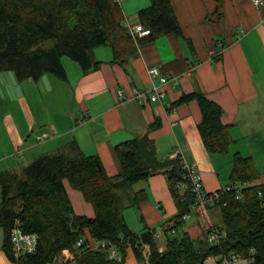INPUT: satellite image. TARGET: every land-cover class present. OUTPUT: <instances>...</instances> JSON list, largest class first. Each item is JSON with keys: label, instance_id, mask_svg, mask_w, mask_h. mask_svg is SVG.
Wrapping results in <instances>:
<instances>
[{"label": "crops", "instance_id": "crops-1", "mask_svg": "<svg viewBox=\"0 0 264 264\" xmlns=\"http://www.w3.org/2000/svg\"><path fill=\"white\" fill-rule=\"evenodd\" d=\"M117 1L122 20L131 24L139 22L138 11L149 4L130 0L123 9ZM169 2L180 35L138 37L136 53L122 64L113 62L109 47L101 46L92 53L98 67L86 74L75 62L62 60L65 80L43 74L37 81L19 82L13 72L0 71V172H18L24 159L68 151L75 144L82 153L96 155L106 173L114 176L120 172L115 147L146 135L160 159L178 155L200 172L206 190L220 189L215 159L206 152L197 130L198 103L177 104L183 95L200 91L222 109L221 122L229 127L233 141L229 152L253 159L260 174L248 185L261 187L264 194V4L221 0L217 15L216 0ZM153 67L167 78H177L176 84L164 86L166 96L159 103L146 96L152 85L148 70ZM63 186L75 214L93 217L80 192L66 180ZM132 190L145 191L146 200L124 211L127 225L137 235L150 232L162 251L166 236L177 230L166 234L177 214L168 180L154 175L135 183ZM203 215L195 211L182 221V233L193 241L202 238ZM83 237L95 245L88 231ZM144 249L141 246L143 264ZM115 257L123 264H138L130 248L116 249ZM0 264H14L4 251L1 227Z\"/></svg>", "mask_w": 264, "mask_h": 264}, {"label": "trees", "instance_id": "trees-1", "mask_svg": "<svg viewBox=\"0 0 264 264\" xmlns=\"http://www.w3.org/2000/svg\"><path fill=\"white\" fill-rule=\"evenodd\" d=\"M217 1L216 14L220 15ZM122 10L117 0H0V71H11L19 82L37 81L43 74L66 79L62 58L75 62L86 74L98 67L93 50L107 46L113 62L122 64L136 53L138 40L121 25ZM138 23L150 30L149 39L159 35H180V28L169 0H149L137 13ZM194 100L201 112L198 133L210 156H226L232 144L229 127L221 122L222 109L200 91L183 95L177 104ZM120 172L109 176L96 155L82 153L75 144L68 151L43 154L20 171L0 172V227L4 231V251L14 264H51L64 250L73 259L65 264H123L110 258L107 251L91 249L84 239L130 248L143 264H204L209 257L229 251L247 254L253 250V264H264V194L259 186H249L236 200L233 194L222 195L218 207L221 225L226 232L217 245H208L205 236L193 241L166 236L165 248L159 251L150 232L137 235L129 229L124 217L127 208L146 200L143 190L132 187L140 180L165 175L177 207L174 231L190 211L191 194L184 178L179 156L160 159L152 140L146 135L125 141L115 147ZM229 182L253 183L259 171L250 156L231 155ZM66 180L91 205L94 215H76L65 192ZM181 187L178 189V187ZM261 195H260V194ZM201 213V212H200ZM202 215V214H200ZM17 223L23 233L35 235V250L14 259L9 240ZM84 242L79 245L80 239Z\"/></svg>", "mask_w": 264, "mask_h": 264}, {"label": "built area", "instance_id": "built-area-1", "mask_svg": "<svg viewBox=\"0 0 264 264\" xmlns=\"http://www.w3.org/2000/svg\"><path fill=\"white\" fill-rule=\"evenodd\" d=\"M252 5L255 7H261L264 4V0H250ZM121 25L128 31L132 37H148L150 35V30L142 27L140 23L131 24L127 20L123 19ZM148 75L151 80V88L146 95L148 100L152 103L162 102L166 96V91L164 86L169 84H176L177 78H167L160 74L158 68H150L148 70ZM154 80H157L158 83H153ZM136 97H141L143 95H135ZM44 134L42 137H38V140L45 138ZM178 156V155H176ZM182 161V159H181ZM182 170L184 172V178L189 184L191 201L189 203L190 211L185 213L182 217V221L188 220L193 216L195 211L202 212L206 215L207 210L214 207H219L222 200V195L225 193H231L236 200L241 198L242 192L245 188L249 187L248 183L245 182H229L220 189L208 191L205 189L202 177L199 171H197L193 166H190L182 161ZM178 189L181 187L177 186ZM260 194V193H259ZM173 231H170L172 234ZM226 232L219 229L216 226H210V231L206 235V242L208 245H217L219 242L224 239ZM9 240L11 245V254L14 259H18L24 254H30L35 250L37 237L35 235H29L22 232L17 223L14 224L10 230ZM84 242V239H80L78 244L81 245ZM89 248H102L107 251L110 258L115 257V246H109L104 242L96 243L95 245H88ZM62 253H71L67 250H64ZM254 251L250 250L249 253H239L234 251H229L222 253L218 257L217 264H253V255ZM57 259V258H56ZM56 259L51 264L56 263ZM71 255L69 260H72ZM68 260V259H67ZM66 262V261H65Z\"/></svg>", "mask_w": 264, "mask_h": 264}, {"label": "rangeland", "instance_id": "rangeland-1", "mask_svg": "<svg viewBox=\"0 0 264 264\" xmlns=\"http://www.w3.org/2000/svg\"><path fill=\"white\" fill-rule=\"evenodd\" d=\"M130 0H120L121 5H123V9L124 7V3L125 2H129ZM133 3H137L138 0H131ZM62 60H68V58H62ZM69 61V60H68ZM213 159H215V166L218 169V174H219V180L222 186H225L229 179H228V174L231 168V153L229 152L228 155L226 156H213ZM30 162L32 161H27V159L23 160V167H25L26 165H28ZM212 208L207 210V214L203 215V213L199 212L200 214H202L204 217L202 226H203V230H202V237L205 236V232L208 230V228H210V226H220L221 225V217H220V212H219V208L218 207H214L213 210L210 212ZM128 216V215H127ZM130 217L128 216L127 219L129 222ZM182 228L181 226L179 228H177V230H175V232L170 236V237H176L179 238L182 236ZM87 242V241H86ZM166 242V241H165ZM96 244V243H95ZM90 245V243L87 242V246ZM165 248V244L163 247V250ZM146 249H144L145 251ZM162 250V251H163ZM160 251V250H159ZM160 251V252H162ZM71 257L70 254L68 253H61V255H59V257H57L56 259V263L55 264H65V261H67V259L69 260ZM217 260L218 257H209L204 264H217Z\"/></svg>", "mask_w": 264, "mask_h": 264}]
</instances>
